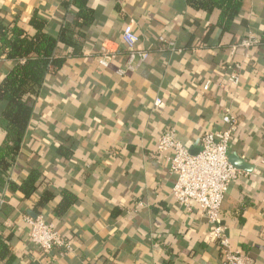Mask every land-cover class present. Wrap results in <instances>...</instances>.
Returning a JSON list of instances; mask_svg holds the SVG:
<instances>
[{
    "label": "crops",
    "instance_id": "crops-1",
    "mask_svg": "<svg viewBox=\"0 0 264 264\" xmlns=\"http://www.w3.org/2000/svg\"><path fill=\"white\" fill-rule=\"evenodd\" d=\"M70 1L0 0V15L33 35L30 21L38 12L48 21L46 32L57 36L74 21L72 6L65 8ZM90 6L88 47L79 58L60 53L66 63L46 77L9 174L22 185L40 173L35 192L27 198L0 184V235L11 237L12 264H222L202 212L189 213L172 198L176 176L156 142L174 129L197 154L206 132L227 128L226 108L238 119L229 159L243 174L225 196L222 219L232 248L264 264V44L231 53L234 43L262 37L264 0H246L230 32L212 29L218 14L197 13L186 0H90ZM131 21L150 57L120 76L128 61L122 32ZM104 47L116 54L109 68L98 62ZM232 63L243 66L238 89L227 80ZM12 66L0 57V83ZM65 191L77 202L59 217ZM45 193L55 198L39 215L70 244L67 256L61 249L45 255L29 240L24 219L38 216Z\"/></svg>",
    "mask_w": 264,
    "mask_h": 264
},
{
    "label": "trees",
    "instance_id": "trees-1",
    "mask_svg": "<svg viewBox=\"0 0 264 264\" xmlns=\"http://www.w3.org/2000/svg\"><path fill=\"white\" fill-rule=\"evenodd\" d=\"M188 6L197 13L218 14L212 29L230 32L239 25L246 7V0H186ZM72 6L74 21L66 23L57 36L46 32L47 20L36 12L30 26L34 30L29 35L15 23L7 25L0 15V57L12 60L9 74L0 83V184H8L13 192L30 197L35 192L40 173L32 174L22 185L9 181L11 169L17 158L34 115V102L40 95L46 77L58 73L66 63L60 53L69 51L73 58L81 57L88 47L89 37L85 28L94 23L95 10L90 0H71L65 8ZM1 14V13H0ZM264 44V30L260 38ZM21 60H24L22 62ZM60 153L66 151L60 147ZM54 195L45 193L36 204V212L41 211ZM77 202L76 196L63 192L59 205L55 209L57 216H64ZM15 261L11 237L4 239L0 235V264H12Z\"/></svg>",
    "mask_w": 264,
    "mask_h": 264
},
{
    "label": "built area",
    "instance_id": "built-area-1",
    "mask_svg": "<svg viewBox=\"0 0 264 264\" xmlns=\"http://www.w3.org/2000/svg\"><path fill=\"white\" fill-rule=\"evenodd\" d=\"M121 40L128 52V61L124 68L117 71L120 76L137 71L150 57L148 51L140 49L141 38L134 29V21L124 26ZM259 45V38L249 36L234 43L231 53L235 54L238 48L250 51ZM115 58V52L104 47L98 62L103 68H109ZM247 58H250L249 54ZM229 69L231 71L227 78L228 83L238 89L243 66L232 63ZM210 85L211 82L206 81L203 90L208 91ZM155 105L162 108L164 103L157 99ZM222 120L227 128L206 132L201 138L199 153L191 154L178 139L174 129L166 130L158 138L156 153L169 162L170 171L176 176L172 190L174 201L189 213L194 209L200 210L211 226L208 239L219 246L223 257L222 264H254L246 255L232 248L222 219L221 209L225 196L230 186L243 174L229 159V148L238 130V119L231 109L226 108ZM24 220L29 226L30 242L42 253L50 256L54 250L61 249L63 255L67 256L72 252V247L60 235L54 223L48 222L43 216H26Z\"/></svg>",
    "mask_w": 264,
    "mask_h": 264
},
{
    "label": "water",
    "instance_id": "water-1",
    "mask_svg": "<svg viewBox=\"0 0 264 264\" xmlns=\"http://www.w3.org/2000/svg\"><path fill=\"white\" fill-rule=\"evenodd\" d=\"M35 217H37L36 215H34V217L33 218H35Z\"/></svg>",
    "mask_w": 264,
    "mask_h": 264
}]
</instances>
